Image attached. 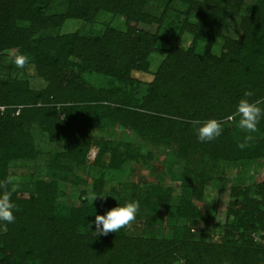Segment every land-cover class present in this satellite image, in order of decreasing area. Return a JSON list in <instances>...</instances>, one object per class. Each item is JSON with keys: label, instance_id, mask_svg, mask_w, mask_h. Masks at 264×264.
I'll return each mask as SVG.
<instances>
[{"label": "trees", "instance_id": "trees-1", "mask_svg": "<svg viewBox=\"0 0 264 264\" xmlns=\"http://www.w3.org/2000/svg\"><path fill=\"white\" fill-rule=\"evenodd\" d=\"M53 1L0 0V50L19 45L21 51H29L36 63L37 74L56 86L44 91L9 85L12 88L3 92L0 103L17 105L23 101L21 98L24 102H37L52 95L56 104L61 103L58 110L66 115L63 119L66 123L61 122L60 127L54 128L53 111L38 116L34 113L33 120H39V128L47 132L48 140H64L71 152L78 155L82 148L72 130L73 119L78 116L68 106L69 99L74 95L75 102L86 101V109L97 110L100 114L109 109V105L96 103L103 100V95L92 88L73 85L74 81L70 79L58 83L55 76L58 65L65 60L87 67L96 60L94 67L97 70L113 74L121 62L122 53L116 48L119 37L128 38L132 47L129 51L138 60L141 54L146 57L156 40L147 30L129 23H150L157 18L145 11L147 0H65L67 8L62 13L49 12ZM173 1L166 0L168 4ZM175 1L187 6L182 29L208 36L209 44L221 36L231 15L240 17L241 36H223L224 50L217 56L208 50L202 54L193 52L194 40L190 48L171 49L155 72L141 106L149 109L151 101H164V114L173 117L152 116L146 122L145 115L132 113L121 105L113 106L115 112L111 110V114L124 125L149 131L154 138L193 142L212 158L234 160L242 155H264L262 137L255 135L245 142V147H241V141L231 138L232 129H227L213 140L214 143L200 142L192 123L213 117L221 121L229 115H234L238 121L235 106L246 91L253 93L247 97L250 100L264 98V0L254 1L249 16L240 13L244 0ZM100 11L116 16L123 14L128 22L126 33L108 26L101 35L72 32L48 38L32 37L39 29L59 24L66 16L92 22ZM37 51L43 52L42 55L36 54ZM69 56L73 59L69 60ZM177 85L182 88L178 90ZM175 97L180 103L186 101L185 109L171 103ZM111 100L117 101L114 97ZM14 111L15 108L0 114V181L8 180L5 171L9 160L37 153L30 126L26 129L21 126L29 114L27 111L33 112V109L22 107L17 114ZM11 124L19 127L17 132L16 129H7ZM258 129L264 132V119ZM222 139L233 143L228 142L229 148L220 146L225 143ZM112 163L116 164L112 166L118 164ZM105 174L100 175L95 184H102ZM7 190L17 205V211L14 223H4L6 228L0 232V264H264V244L258 238L264 232V183L255 191L239 187L230 190L227 211L231 219L227 221L220 245H208L198 238V233L190 232V226H185L184 221L182 230L177 224L170 237H136L122 229L95 236V216L104 214L107 207L103 203L91 202L87 192H79L78 202L66 203L56 200L58 187L54 181L36 182L33 188L18 191L12 190L9 184ZM187 199L174 215L191 221L196 211L191 200ZM119 201L120 205L128 202Z\"/></svg>", "mask_w": 264, "mask_h": 264}, {"label": "rangeland", "instance_id": "rangeland-1", "mask_svg": "<svg viewBox=\"0 0 264 264\" xmlns=\"http://www.w3.org/2000/svg\"><path fill=\"white\" fill-rule=\"evenodd\" d=\"M254 1L244 0L240 13L249 16ZM66 8L65 0H54L49 12L62 13ZM186 9L187 6L180 1L174 0L168 4L166 0H147L145 11L153 14L157 20L150 23L131 21L129 25L143 28L154 35L156 40L153 49L145 58L141 54L138 60L131 50L129 51L132 47L128 38L120 39L116 34L119 37L116 48L122 55L120 67L117 65L113 74L97 70L94 67L96 60L87 67L72 61L60 62L55 75L58 83L70 79L74 81L73 85L92 88L103 95V100L96 103L109 105V109L100 114L97 110L86 109V101L75 102L74 95L69 99L71 101L68 106L78 116L72 122L73 135L82 148L78 155L71 152L64 140H48L47 132L39 128V120H33L34 113L38 116L53 111L54 128L60 127L58 124L61 122L66 123L63 120L66 115L58 110L61 103L56 104L52 95L37 102H24V98H21L23 101L17 105L0 103V114L13 108L15 114L22 107L33 109V112L27 111L29 114H26L21 126L25 129L30 126L37 153L24 158H14L6 163L5 172L7 179L11 181L12 190H26L33 188L36 182L54 181L58 187L57 201L78 202L79 192L85 191L91 202L105 204L106 211L117 206L121 199L128 202L137 201L140 212L136 220L122 228L128 235L170 237L174 234L177 224L182 230L181 223L184 221L185 226H190V232L198 233V238L208 245L222 243L225 226L231 219L227 211L231 201L230 190L239 187L255 191L259 184L264 183V155H242L234 160L212 158L192 144L193 142L154 138L149 131L124 125L111 114L113 106L121 105L132 113L145 115L143 118L146 122L152 116H167L164 114V101H151L149 109H144L141 104L147 98L148 87L155 72L171 49L190 48L194 40L193 52L202 54L208 50L217 56L224 50L223 36H241L240 17L231 15L225 22L221 36L209 44L208 36L195 35L182 29ZM108 26L126 33L128 22L123 14L116 16L105 11L97 13L92 22L66 16L59 24L41 28L32 37L48 38L72 32L87 36L92 33L101 35ZM40 53L42 55L43 52L37 51L36 54ZM17 56L26 58L23 67L15 63ZM32 56L29 51H21L19 45L0 50V97L12 88L9 85H23L29 89L44 91L54 86L44 76L37 74ZM68 58L73 59L72 56ZM119 68L122 72H118ZM176 87L178 90L182 88L180 85ZM252 88L253 86L251 90ZM109 91L112 93L111 97ZM113 97L117 101L111 100ZM179 100L175 97L171 103L175 107L185 109L186 101L182 100V104ZM119 101L120 103H116ZM234 118V115H229L221 120L223 132L232 129L230 136L233 140L241 141L245 147V142L255 135L264 139V132L259 131L258 126L256 132L247 134L238 127V121ZM17 128L19 127L15 124L7 125V129H16V132ZM248 135H251V139L247 138ZM222 141L225 143H220V146L228 148L229 143H233L232 140ZM210 143H214L213 140ZM114 161L118 163L117 166H112ZM104 173L106 174L103 183L95 184ZM103 194L107 195L101 198L100 195ZM95 196L97 197L94 199ZM187 198L191 200L196 211L191 221L179 219L174 215V211L181 207V203L188 200ZM5 228L4 223H0V232ZM179 261L182 262V259Z\"/></svg>", "mask_w": 264, "mask_h": 264}, {"label": "clouds", "instance_id": "clouds-1", "mask_svg": "<svg viewBox=\"0 0 264 264\" xmlns=\"http://www.w3.org/2000/svg\"><path fill=\"white\" fill-rule=\"evenodd\" d=\"M15 63L19 67H23L26 63V58L17 56ZM252 95V92L246 91L244 97L235 106V115L239 117L238 127L247 134L256 132L261 119H264V98L254 101L247 98ZM192 123L197 132V139L200 142L212 141L223 133L221 121L214 117L205 120L197 119L192 121ZM247 138L251 139V135H248ZM10 183V180L0 181V188L4 189L0 191V223L11 224L16 219L17 205L12 200L11 193L7 190V185ZM139 212L140 205L137 201L125 202L123 205L117 204V206L107 210L104 214L95 216V231L93 232L95 236L117 232L134 222Z\"/></svg>", "mask_w": 264, "mask_h": 264}, {"label": "built area", "instance_id": "built-area-1", "mask_svg": "<svg viewBox=\"0 0 264 264\" xmlns=\"http://www.w3.org/2000/svg\"><path fill=\"white\" fill-rule=\"evenodd\" d=\"M263 234V236H260V237H258L260 240H261V242L264 244V232L262 233Z\"/></svg>", "mask_w": 264, "mask_h": 264}]
</instances>
